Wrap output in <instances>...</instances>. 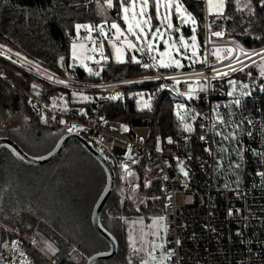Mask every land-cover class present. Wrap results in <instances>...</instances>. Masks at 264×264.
<instances>
[{
  "label": "built area",
  "instance_id": "1",
  "mask_svg": "<svg viewBox=\"0 0 264 264\" xmlns=\"http://www.w3.org/2000/svg\"><path fill=\"white\" fill-rule=\"evenodd\" d=\"M111 16L112 19L115 18L114 15ZM206 17L208 20L212 19V17H208V13L205 11L203 40L207 38ZM105 47L106 54L109 55L107 44ZM211 47L212 45L209 44L208 48ZM261 48L264 46L252 50L259 51ZM0 51L5 52V56L2 58L12 63L7 58L11 56L12 60L16 61L13 63L14 65L40 80L59 87L57 93H50L45 99L35 95L33 90L22 89L10 82L12 86L23 93L29 111L44 125L60 127L63 135L72 134L84 138L107 160L113 169L116 167L121 187L131 192V184L133 183H130V179L133 177L121 180V177L125 175L119 166L121 162L128 163L133 172L138 169L137 167L142 166L146 176H156L161 179V197L163 199L161 215H166V222L170 226L165 249L174 248L176 250L175 264H264V177L255 174L258 171H264V162H261L256 155L249 151H241L238 155L235 150L236 142L226 141L223 146L229 148L230 153H224L223 159L217 165L213 157L203 152L204 145L195 139L194 143L190 145L192 148L191 155L201 159H193L188 163L191 168L190 179L185 180L178 172V162L171 159L173 156L185 159L189 155L181 135H178L176 119L174 133L166 135L164 138L173 136L180 140V143L178 145L164 143L162 145L163 153H158L155 151L157 138L150 135L151 121L147 115L134 116L128 122L107 115L106 108L108 106L126 103V91L128 89L148 85L158 86L160 83L169 84L170 81L163 78L157 80L156 77L159 74L155 70L143 68L141 70L144 73L139 76L114 78L109 74V63L105 65V71L101 73L100 77H90L80 67L69 68L70 74L67 76H60L46 69L45 75L55 74L56 79L69 80L71 78L69 86L65 87L47 81L41 75L45 68L39 66L37 69L36 63L33 62L30 65L28 60L23 59V56H16L15 53L6 49H0ZM257 58L259 57H254L255 60ZM209 61L213 62L210 55ZM148 62L151 63L150 60ZM89 66L93 67L94 70H99V66L90 62ZM216 67L221 68L222 65L217 64ZM192 70L191 68L184 69L185 72ZM195 70H203L206 75H211L210 70L199 64L195 66ZM162 72L165 75L175 74L168 71ZM146 77L152 78L154 82L121 83L122 81H144ZM180 78L183 79L184 77ZM0 80H5L1 73ZM212 83L217 86L216 90L210 91L206 100L197 102V110L204 113H208L215 102L228 104L233 99L225 94L227 86L221 88V82L213 81ZM94 85H102L103 87L97 88L93 87ZM181 88L183 89L184 85H181ZM81 90L92 98L107 97L117 93H121L123 96L117 100L105 98L97 99L95 103L72 104L69 91ZM144 91L148 94L156 92ZM244 91H250L253 94L250 97H242L243 105L239 108L233 107L230 110L232 115L228 119L234 124H240L246 118L252 119L253 125L247 123L241 125L243 131L240 140L245 148L251 146L257 151L264 152V108L260 107L256 99V95L262 92L257 86L255 92L251 91L250 88ZM39 92L41 93V91ZM167 93L171 94L177 102V97L174 94L169 91ZM61 94H63V99H59ZM52 97L58 98L56 100L57 107L49 111L44 106L52 104ZM65 101H67V107L70 109L67 112L61 110ZM81 109L86 112V115L80 113L79 110ZM221 111L227 112L228 110L222 108ZM42 114L47 115V123L41 119ZM53 116L56 117L55 120L52 119ZM100 117H104L107 123L102 122ZM61 119L67 123L60 124L59 120ZM72 125H76L77 129L80 130L69 133L67 128L72 127ZM121 125H126L129 131L124 132ZM230 131H233V126L225 129V132ZM248 131L253 133L252 137L247 136ZM141 137H143V142H141ZM129 146H131L130 154L133 159L138 161L136 164L126 159L129 154ZM213 148L217 149L214 156L219 159L221 156L218 150L219 146L213 145ZM165 161H168L171 167H168ZM201 163H204V167L200 166ZM235 163L241 164L239 170L235 169ZM138 173L141 172L138 171ZM165 174L169 177L167 181L163 179ZM168 197L171 199H167ZM165 205H167L166 208ZM229 207L240 211L234 213L233 216H228ZM237 232L242 233V235H236ZM161 236H164L163 232H161ZM177 239L181 241L179 246L175 243ZM13 241L18 242L15 251L13 250ZM163 242L161 240V243ZM53 260L41 253L29 237L0 222V264H52ZM56 264L58 263L56 262Z\"/></svg>",
  "mask_w": 264,
  "mask_h": 264
},
{
  "label": "snow or ice",
  "instance_id": "2",
  "mask_svg": "<svg viewBox=\"0 0 264 264\" xmlns=\"http://www.w3.org/2000/svg\"><path fill=\"white\" fill-rule=\"evenodd\" d=\"M51 3V0H49ZM96 4L100 5L99 14L102 17L101 22L87 23H74L72 30L68 33L69 36V54L67 58L60 56L58 58V64L61 68L65 69V72L69 68L80 67L83 68L90 77H100L101 73L105 71V65L110 62L116 64H135L145 70H155L159 75L157 80L163 78L170 81L169 84L160 83L157 86V91L151 94L145 92H139L133 94L136 100L137 111L139 112H152L153 101L157 95L162 91H169L177 97V102L172 105V113L177 122L178 135H181L185 149L189 152V155L185 159H181L179 156H173L171 159L176 160L179 174L185 178L190 179L191 168L188 163L193 159L200 160V157H193L191 155V144L195 139L201 142L203 152L207 153L210 157H213L215 164L219 165L220 160L223 159L224 153H230V149L223 146L224 142H236V152L239 155L241 151H249L256 155L261 162H264V152L257 151L255 148L248 146L245 148L240 140V135L243 129L241 125L247 123L253 125L252 119L241 121L240 124H234L228 117L232 115L230 111L233 107H241L244 103L242 97H250L253 93L250 91H244L249 89L250 85L243 81L232 78L233 74L239 72L246 77H253L252 68L259 69V77L261 82L257 85L260 92H264V48L259 51L245 49L239 42L228 41L225 39L226 33L230 34V29L224 27L228 21H235L236 16H229L228 11L230 8H234L237 13H243L245 10L252 16L259 18L257 9L264 10V0H206V11L208 17H212L211 20L205 18L207 38L201 43V37L199 35V29L204 27L198 20L197 16L189 10L184 0H103V4H100V0H96ZM67 5V0L65 3ZM84 5L81 4L80 7ZM106 9H112L115 12V18L109 20L107 18ZM173 17L176 22L174 23ZM122 22V23H121ZM251 23V20L249 21ZM123 25V26H122ZM185 28L191 32L190 36L184 34ZM216 30H213V29ZM243 34H247V29ZM255 39L260 40L261 37L257 36ZM112 50L111 55L106 54L105 45ZM212 47L209 49L208 45ZM90 45V46H89ZM161 45L163 50H161ZM6 45L0 44V49H5ZM10 52L11 49H8ZM16 56H20L19 52L15 53ZM209 55L213 58V62L209 61ZM5 56V52L0 51V57ZM254 57L260 58V63L257 64ZM12 63H16L12 60L11 56L7 57ZM27 60V58H23ZM67 59V67L65 62ZM151 61V63L148 62ZM185 61L187 63H185ZM250 63H248V62ZM28 64L32 65L33 61L28 60ZM89 62L99 66V70H94L89 66ZM199 64L203 68L210 70L211 75H206L205 71H196L195 66ZM222 65L221 68H217L216 65ZM238 65V66H237ZM39 69V65H35ZM185 68L193 69L190 72H185ZM161 70L168 72H174L175 74L165 75ZM45 69L41 75L44 78L56 85L69 86L70 79H56L55 74L45 73ZM180 77H184L181 79ZM196 77V79H193ZM213 81L222 82L220 87L223 88L224 83L227 84L226 96L233 98L228 104L221 102H215L214 106L210 108L208 113H204L198 109V101L206 100L210 91L216 90V85ZM154 82L152 78L146 77L144 81H122L121 83H146ZM253 83H256L255 77H253ZM184 85V88H181ZM40 85L33 83L31 88L34 90V94L39 96L38 91ZM93 87H103L102 85H94ZM239 89V93H238ZM201 94H204L203 96ZM74 101L95 103L97 99L117 100L121 99L123 94L117 93L115 95H109L107 97L92 98L86 95L83 90L72 91L71 93ZM146 97V98H145ZM52 104L45 105L50 111L52 108H56L57 97H52ZM63 99V94L59 97ZM31 103V101H29ZM35 107V105H34ZM227 109V112H222L221 109ZM64 112L69 111L67 107V101H65L64 107L61 109ZM82 115H86V112L79 110ZM41 119L47 123V115L42 114ZM56 119L55 116L52 117ZM100 120L107 123L104 117H100ZM211 122L210 124L208 122ZM60 124H66L67 121L59 120ZM229 126H233V131L225 132V129ZM124 132L129 131L126 125H121ZM74 130L79 131L76 125L67 128L69 133ZM248 137H252L251 131L247 132ZM143 142V137L140 138ZM178 145L180 140L175 139L173 136H168L163 140L158 137L155 146V151L163 153L162 145ZM213 145H218L221 156L217 159L214 156V152L217 149L213 148ZM8 147L17 156L23 157L18 151L11 145ZM128 155L126 159L133 164L138 163L133 159L131 153V146L128 148ZM51 155V154H50ZM42 159V158H41ZM168 167L171 164L165 161ZM120 168L125 173L121 177V180H125L130 177H135L137 180L139 177L135 172L130 170L129 164L125 162L120 163ZM201 167H204V163H201ZM235 169L241 168L240 163L234 164ZM163 172V169H161ZM258 176L264 177V171H258L255 173ZM168 176L165 174L163 179L168 180ZM131 183V182H130ZM238 183V181H237ZM152 181L147 180L143 186L145 188L151 187ZM140 188L139 183L131 184V192L136 193ZM227 188V185H225ZM163 190V189H162ZM239 194V193H236ZM126 199H135V196H128ZM147 197L141 200V204L147 202ZM154 200L160 199V197H152ZM167 199H171L168 197ZM167 205H165V208ZM137 212H140L139 207L136 208ZM239 209H233L229 207L227 211L228 216H233L234 213L239 212ZM144 217L139 218V222H144ZM151 223L147 226L152 230V236L154 239L149 242L147 249V256L149 259H145L141 256L139 264H175L176 250L174 248L165 249V243H167V234L169 232V225L167 224L166 215L150 217ZM215 231V230H213ZM161 232L164 236H161ZM144 235H147L145 233ZM236 235H242L237 232ZM156 240H163V243H156ZM176 245L179 246L181 241L177 239ZM18 242L13 241V250H16ZM161 251V259H157V250ZM49 251L55 256L58 249L52 248L49 245ZM145 249L143 247H133L134 257L136 254L143 253ZM23 255V253H21ZM52 264H56L53 260ZM128 264H136L135 259H129Z\"/></svg>",
  "mask_w": 264,
  "mask_h": 264
},
{
  "label": "trees",
  "instance_id": "3",
  "mask_svg": "<svg viewBox=\"0 0 264 264\" xmlns=\"http://www.w3.org/2000/svg\"><path fill=\"white\" fill-rule=\"evenodd\" d=\"M184 2L187 4L189 10L197 16L200 23L204 25L205 9L203 0H184ZM65 3L66 0H51V3H49V0H0V44L6 45V49H11L13 53L19 52L20 56L26 57L27 60L33 61L45 69L60 76H67L70 74V70L68 69L65 72V69L59 66L58 58L60 56L67 58L69 54L68 33L72 30L73 24L87 23L89 21L101 22L102 17L99 14L100 5L96 4V0H67L68 6H65ZM234 3L235 0H233ZM81 4L84 6L80 7ZM100 4H103V0H100ZM105 12L109 20L112 19L111 15L115 17L114 10L105 8ZM257 12L259 13V18L252 16L248 10H245L243 13H237L234 8H230L228 15H235L236 20L234 22L228 21L224 25L225 28L230 29V34L226 33L225 39L239 42L245 49L252 50L263 47L264 10L257 9ZM173 20L175 23V17H173ZM250 20L251 23H249ZM245 29H247V34H243ZM184 31L186 35L190 33V30L187 28ZM199 35L203 42L204 27L199 29ZM257 36L261 37V39H255ZM65 67H67V59ZM251 70L253 77L256 79L255 84L253 83V77H246L239 72L233 74L232 78L248 83L250 90L255 92L254 90H256V86L261 82V78L258 75L259 70L256 67H253ZM0 73L5 79L0 80V118L6 117L10 113H16L23 118V123L20 127H6L0 130V136L10 138L30 155H36L39 152L42 154L50 152L61 138L62 129L59 127L60 133L56 129L58 127L44 125L34 116L26 105V98L23 93L12 86L10 82L26 90H33L31 85L33 83L38 84L40 85L38 90L41 91L39 97L45 99H47L50 93H57L59 87L38 79L2 57H0ZM143 73L144 71L141 70V67L135 64L121 65L115 62L109 63V74L114 78L135 77ZM128 90L153 92L157 91V86L148 85ZM256 96L260 107L264 108V92ZM81 103L78 102L76 104ZM174 103V98L170 97L167 91H162L153 101L154 110L152 112L137 111L134 99L127 98L124 105L108 106L106 113L109 117L124 122H128L134 116L147 115L151 121L150 135L162 139L166 135L173 134L175 131L176 122L172 113V105ZM75 142L85 154L91 156L79 142ZM97 164L100 165L98 162ZM17 166L25 167L29 165L19 160L9 148L1 146L0 220L20 232L28 230L29 238L31 239L35 231L40 228L39 224L36 222L31 223L32 219H29L30 214L26 211L20 212L16 209L18 203L12 201L13 196L11 197L12 207H7V200H10V198H7L6 194L13 195L14 191L10 185V181L11 178L15 177V168ZM114 171L116 174V184L101 213V223L118 242V252L110 260L115 263L128 264V262H124L122 254V219L135 217L139 213L136 211V208L139 207L143 210L144 207L141 205L136 206L134 202L126 199V191H116V187L118 186L119 188L120 181L115 168ZM139 174L142 176L141 173ZM143 184L144 182L138 190L145 192L146 196L149 197L146 207L150 214L154 215L157 208H161L163 205L160 183H153L149 188H145ZM153 193L156 194L155 197L158 196L160 199H150ZM90 225L92 224L90 223ZM92 229L109 248L108 243L97 234L93 227ZM42 232L46 234L44 230ZM57 238L60 239L59 242H56L60 246V249L52 258L58 264H85L73 262L67 254L74 248V245H79V239L76 240L70 235H65L62 238L60 234L57 235ZM135 261L136 264H139L138 259H135Z\"/></svg>",
  "mask_w": 264,
  "mask_h": 264
},
{
  "label": "rangeland",
  "instance_id": "4",
  "mask_svg": "<svg viewBox=\"0 0 264 264\" xmlns=\"http://www.w3.org/2000/svg\"><path fill=\"white\" fill-rule=\"evenodd\" d=\"M203 4L206 11V0H203ZM190 35L191 32L186 36ZM107 48L109 55H111L112 50L108 46ZM161 50H163L162 45ZM256 62L259 64L261 62L260 58H257ZM185 63L187 62L185 61ZM224 86H227V84L224 83ZM139 92L145 91L128 90L126 96L129 99H134L132 98L133 94ZM71 93L72 91H69L70 102L72 104L78 103L74 101ZM169 96L174 98L171 94ZM134 103L137 110L135 99ZM22 119L16 113L7 114L6 117L0 118V130L6 127L18 128L23 123ZM56 129L60 132L59 127ZM65 148V151L59 157L47 164L41 166H17L15 168V177L11 178L10 181L14 192L13 195L6 194L7 198H10V200H7V207H12L11 197L13 196L12 201L18 203L16 209L20 212L26 211L30 214L31 223L36 222L39 224L40 228L35 231L31 240L41 253L52 258L53 255L49 251V245L59 250L60 246L56 242H59L60 239L57 238V235H62V238L65 235H70L76 240L79 239V245H74V248L67 253L69 259L75 263L86 264L89 256L109 249L107 244L93 232L92 225H90L92 209L105 187L106 175L101 165H98L91 156L85 154L74 140L68 141ZM42 155L44 154L39 152L32 156L40 157ZM137 168L135 172L139 179L137 180L133 177L130 182L139 183L141 186L143 182L151 180L152 184L160 183L161 187V179L159 177L147 176L146 178L143 167L139 166ZM116 171L118 174L117 169ZM138 171L141 172L142 176H140ZM119 190H122L121 192L126 191L127 197L130 195L135 196L134 200H129L134 202L136 206L141 205L144 207L135 217L122 219L123 260L124 262H128L129 259L133 258L140 260L141 256L149 259L147 249L149 242L154 237L151 234L152 230L147 226L151 223L150 217L160 216L162 207L157 208L155 213L153 212L154 215L150 214L146 207L147 202L141 204V200L145 197L149 199L145 192L141 190L136 193L128 192L120 185L119 188L118 186L116 187V191ZM155 196L156 194L153 193L150 199ZM141 216L145 218L143 223L139 222ZM0 222L6 224L1 220ZM43 230L46 234L42 232ZM21 233L29 237L28 230H23ZM145 233L147 235H144ZM156 243H161V240H156ZM133 247H143L145 251L136 254L134 257ZM156 255L159 261L161 259V251L159 249ZM95 264L121 263L103 260Z\"/></svg>",
  "mask_w": 264,
  "mask_h": 264
},
{
  "label": "water",
  "instance_id": "5",
  "mask_svg": "<svg viewBox=\"0 0 264 264\" xmlns=\"http://www.w3.org/2000/svg\"><path fill=\"white\" fill-rule=\"evenodd\" d=\"M70 139H75L77 142H79L82 147L101 165L106 175L105 187L92 209L90 220L92 227L97 232V234L108 243L109 249L104 252L93 254L87 258L86 264H95L98 261L112 259L118 252L117 240L103 227L101 223V213L116 184L115 171L107 162V160L94 147L89 145L84 138L77 137L72 134L62 135L55 147L50 152L40 157H35L26 153L18 144L5 136H0V147L4 146L9 148L8 145H11L23 157V159H21L20 156L15 155L23 163L29 166H41L59 157Z\"/></svg>",
  "mask_w": 264,
  "mask_h": 264
},
{
  "label": "flooded vegetation",
  "instance_id": "6",
  "mask_svg": "<svg viewBox=\"0 0 264 264\" xmlns=\"http://www.w3.org/2000/svg\"><path fill=\"white\" fill-rule=\"evenodd\" d=\"M70 140H74V141H76L75 139H70ZM70 140H69V141H70Z\"/></svg>",
  "mask_w": 264,
  "mask_h": 264
}]
</instances>
